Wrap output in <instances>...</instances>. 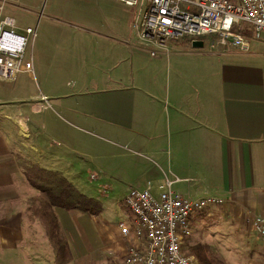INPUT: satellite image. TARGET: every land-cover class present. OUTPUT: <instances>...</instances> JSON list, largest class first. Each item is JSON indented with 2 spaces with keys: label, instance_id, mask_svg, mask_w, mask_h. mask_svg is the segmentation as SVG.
Returning a JSON list of instances; mask_svg holds the SVG:
<instances>
[{
  "label": "crops",
  "instance_id": "crops-1",
  "mask_svg": "<svg viewBox=\"0 0 264 264\" xmlns=\"http://www.w3.org/2000/svg\"><path fill=\"white\" fill-rule=\"evenodd\" d=\"M9 7L24 27L44 12L33 81H0V98H11L0 104V264H56L53 247L43 250L42 224L30 218L29 201L40 193L27 165L62 174L104 207L97 217L55 209L71 264H122L131 214L119 202L130 187L162 192L167 181L191 197L228 198L193 219L188 254L207 244L229 264H264L253 228L264 217V69L251 59L255 45L248 54L211 55L192 43H141L136 11L113 0ZM95 147L102 154L89 157Z\"/></svg>",
  "mask_w": 264,
  "mask_h": 264
},
{
  "label": "built area",
  "instance_id": "built-area-1",
  "mask_svg": "<svg viewBox=\"0 0 264 264\" xmlns=\"http://www.w3.org/2000/svg\"><path fill=\"white\" fill-rule=\"evenodd\" d=\"M134 9L132 29L141 43L165 48L184 39L204 43L211 55L248 54L255 40L264 41V0H113ZM9 0H0V80L24 83L34 79L32 47L39 22L23 26L6 13ZM29 12L28 14H30ZM213 37L208 42L204 37ZM158 53H152L155 57ZM10 97L0 98L1 102ZM100 181L99 174L91 176ZM167 181L166 189L130 187L120 204L131 214L124 227L129 248L122 264H199L186 252L193 236L192 221L202 213L220 208L228 198L220 192L191 197ZM103 188L109 191L104 185ZM253 228L264 243V217L256 216Z\"/></svg>",
  "mask_w": 264,
  "mask_h": 264
},
{
  "label": "trees",
  "instance_id": "trees-1",
  "mask_svg": "<svg viewBox=\"0 0 264 264\" xmlns=\"http://www.w3.org/2000/svg\"><path fill=\"white\" fill-rule=\"evenodd\" d=\"M213 37L201 40L208 42ZM182 44H193L194 40L184 39ZM28 183L40 194L30 199L29 211L32 220L39 221L54 249L56 264H71L72 252L68 239L57 219L55 209L66 210L72 217H97L104 212L100 201L84 195L62 174L46 171L35 165L24 167ZM188 252L196 257L199 264H229L218 249L207 244H195L188 247Z\"/></svg>",
  "mask_w": 264,
  "mask_h": 264
},
{
  "label": "rangeland",
  "instance_id": "rangeland-1",
  "mask_svg": "<svg viewBox=\"0 0 264 264\" xmlns=\"http://www.w3.org/2000/svg\"><path fill=\"white\" fill-rule=\"evenodd\" d=\"M10 8V7H9ZM34 10H36V9H34ZM27 11H29V10H25V12H27ZM41 11V10H40ZM31 13L32 12H34V11H30ZM28 14V13H27ZM30 15V14H29ZM31 15H34L33 13L31 14ZM44 19H47V15H46V13H45V15H44V17H43ZM253 45H255L254 47H253V51L255 52V54L251 57V59H253L255 62H257V64H260L261 66H262V68L264 69V41L263 40H255V41H253V43H252V46ZM256 49H257V51H261V53H259V52H257L256 51ZM201 51H203V49H200ZM252 50V49H251ZM204 52V51H203ZM0 81H2V80H0ZM3 82H6V81H3ZM3 82H0V84H2ZM13 85V84H12ZM81 135H83V136H88L87 134H81ZM90 137V136H89ZM97 139V138H96ZM95 139V140H96ZM97 141H98V145H100L101 147H102V142H100L98 139H97ZM102 150H100L99 148H97V147H95L94 149H93V152H92V154H90V153H87V154H90V155H88L89 157H92V158H95L94 156H99V155H101L102 154V152H101ZM128 156H129V158H127V160H133L134 158H131V155H129L128 153H126ZM120 203V202H119ZM191 242V241H190ZM43 243H44V249L43 250H47V252L50 254V253H52V251H53V249H52V246H51V244L49 243V241L44 237L43 238Z\"/></svg>",
  "mask_w": 264,
  "mask_h": 264
},
{
  "label": "water",
  "instance_id": "water-1",
  "mask_svg": "<svg viewBox=\"0 0 264 264\" xmlns=\"http://www.w3.org/2000/svg\"><path fill=\"white\" fill-rule=\"evenodd\" d=\"M193 46L198 49H202L204 46V43L202 41H196L193 43Z\"/></svg>",
  "mask_w": 264,
  "mask_h": 264
}]
</instances>
